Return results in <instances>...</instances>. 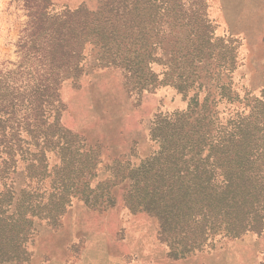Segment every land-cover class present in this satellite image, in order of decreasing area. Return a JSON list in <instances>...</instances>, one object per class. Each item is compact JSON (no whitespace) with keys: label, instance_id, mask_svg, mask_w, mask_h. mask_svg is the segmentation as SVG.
I'll return each instance as SVG.
<instances>
[{"label":"trees","instance_id":"trees-1","mask_svg":"<svg viewBox=\"0 0 264 264\" xmlns=\"http://www.w3.org/2000/svg\"><path fill=\"white\" fill-rule=\"evenodd\" d=\"M184 3L98 0L94 10L80 5L51 12V0H22L28 19L19 39L24 54L19 68L32 60L41 71L35 67L27 99L17 97L26 127L14 125L16 103L11 104L8 112L0 106V113H11V139L32 125L30 132L37 133L32 135V141L39 148L29 158L20 154L15 159V140L11 141L12 173L17 160H21L28 178L27 186L18 192L2 182L7 173L6 158L3 159L0 264L27 260L26 243L35 220L56 225L73 199L92 207L113 205L111 188L123 181H127L122 193L124 204L132 211H146L157 219L159 235L168 242L173 258L183 257L198 246L207 230L224 229L226 235L235 237L246 231L257 234L264 231V124L258 119L260 113L264 114V102L256 99L262 108L258 112L259 106H253V112L257 113L254 121L239 123L218 153L219 147L214 144L203 155L204 134L199 132L193 138L188 135L189 127L196 124L188 119L199 105L197 96L202 82L198 75L193 79L184 71L168 72L174 61L167 57L173 29L187 23H184L187 17ZM201 24H197L198 40L191 44L196 52L207 43ZM87 46L96 53L101 66L121 68L132 91H152L161 84H170L186 97L191 89L197 90L188 97L179 127L172 125L174 130L163 136L156 125L151 128L150 137L159 145L156 152L142 159L138 166L131 168L128 163L127 172H120L118 180L106 177L95 185L90 179L96 175L97 153L92 145L82 142V138L60 124L61 102L57 96L63 80L80 74ZM152 63L165 65L160 80L151 68ZM206 101L204 97L202 108ZM55 102L52 121L42 119L44 106ZM3 115H0V142L7 138ZM50 151L58 158L51 167L46 156Z\"/></svg>","mask_w":264,"mask_h":264},{"label":"rangeland","instance_id":"rangeland-1","mask_svg":"<svg viewBox=\"0 0 264 264\" xmlns=\"http://www.w3.org/2000/svg\"><path fill=\"white\" fill-rule=\"evenodd\" d=\"M51 2V12L80 5L94 10L98 5V0ZM183 2L187 16L184 23H187L173 29L167 57L174 61L168 72L184 71L193 79H197L194 75L199 76L202 82L197 96L199 105L188 119L196 124L194 128L189 127L188 135L193 138L203 133V155H207L214 144L219 147L218 153L239 123L254 121L257 113L253 112V106H259L258 112L262 108L256 99L264 102V0ZM27 19L22 0H0V88L3 91L0 106L8 112L11 104L16 103L14 125L19 123L24 127V111L17 97L27 99L33 85L32 75L37 71L35 67L41 71L32 60L19 68L24 56L19 39ZM198 22L208 25L201 24L200 28L204 29L203 38L207 43L196 52L191 44L198 40ZM192 59V62L187 61ZM164 66L151 64L158 80L163 77ZM130 88L123 70L101 66L90 46L83 51L78 77L63 80L57 88L61 102L60 124L82 138V142L92 145L97 153L96 175L90 179L92 185L106 177L118 180L120 172H127L128 163L131 168L138 166L142 159L156 152L159 145L150 137L151 128L156 125L157 132L163 136L170 134V129L174 130L172 125L179 127L188 97L197 91L191 89L184 97L170 84L141 93ZM204 97L207 101L202 108ZM56 104L44 106L42 119L52 121ZM258 116L260 124H264V114ZM2 119L7 124V138L0 142V170L5 167L3 159L7 162L2 182L18 192L27 186L28 178L21 160H17L12 173L11 141L15 140V159H19L20 154L29 158L39 148L32 141V135L37 133L30 132L31 125L11 139V113L3 115ZM185 129L188 128L185 126ZM46 156L49 167L58 162L54 152H47ZM126 183L119 182L111 188L113 205L92 207L73 199L56 225L35 220L26 243L27 260L3 264H157L162 261L176 264L174 261L195 258L229 242L256 238L257 233L251 231L235 237L226 235L224 229L207 230L198 246L183 257L173 258L169 255L168 242L159 235L157 219L146 211H132L124 204L122 193Z\"/></svg>","mask_w":264,"mask_h":264},{"label":"crops","instance_id":"crops-1","mask_svg":"<svg viewBox=\"0 0 264 264\" xmlns=\"http://www.w3.org/2000/svg\"><path fill=\"white\" fill-rule=\"evenodd\" d=\"M176 264H264V231L253 240H239L200 254L191 259L174 261ZM157 264H170L167 261Z\"/></svg>","mask_w":264,"mask_h":264}]
</instances>
